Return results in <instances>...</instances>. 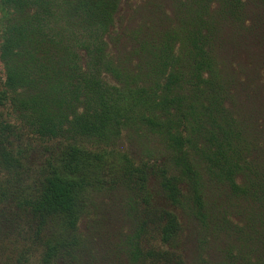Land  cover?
Listing matches in <instances>:
<instances>
[{
  "label": "trees",
  "instance_id": "1",
  "mask_svg": "<svg viewBox=\"0 0 264 264\" xmlns=\"http://www.w3.org/2000/svg\"><path fill=\"white\" fill-rule=\"evenodd\" d=\"M123 1L0 0V219L32 231L21 235L40 264H186L180 219L155 202L152 177L167 205L203 219L206 179L256 194L239 184L250 144L217 49L227 27L242 36L263 23L264 0H173L171 19L133 31L120 52ZM129 130L157 136L165 163L117 151ZM30 140L57 151L31 169ZM105 172L134 197L136 228L114 258L82 232L86 193Z\"/></svg>",
  "mask_w": 264,
  "mask_h": 264
},
{
  "label": "rangeland",
  "instance_id": "2",
  "mask_svg": "<svg viewBox=\"0 0 264 264\" xmlns=\"http://www.w3.org/2000/svg\"><path fill=\"white\" fill-rule=\"evenodd\" d=\"M172 5L173 0L123 1L113 30L117 42L122 41L118 51L131 47L124 37L133 31L147 30L148 27L159 29L167 19H171ZM114 49L115 53L116 45ZM217 53L224 76L234 82L235 102L231 106L245 121L250 144L245 173L249 180L244 176L239 184L244 189L256 191V194H237L231 191L229 185L206 179L204 213L207 218L203 219L197 217L192 204L178 208L167 205L160 195L155 177L151 178L150 192L158 205L173 208L178 215L182 225L179 252L186 264H264V197L261 195L264 189V21L242 36L227 27ZM0 79H4L1 62ZM34 142H26L31 154L28 158L31 169L42 157L57 151V144L47 152L44 146ZM116 146L117 151L127 153L135 162L159 161L163 164L168 157L162 141L145 131H124ZM105 175L106 172L93 178L101 180L86 193L89 216L82 225V232L85 235L93 233L91 238L95 240L93 246L98 247V256L104 254L105 249L109 257L114 258L120 239L136 228L132 211L134 197L132 202V196L126 189L113 188ZM102 179H105L107 189L100 185ZM8 211L3 209L6 215ZM17 219L21 224L24 217ZM11 227L12 224L8 229L4 220L0 219V264H40L41 249L31 248L27 238L21 235V232L30 229ZM152 243L158 244L159 241L156 238ZM114 260L115 264H121L123 259Z\"/></svg>",
  "mask_w": 264,
  "mask_h": 264
}]
</instances>
